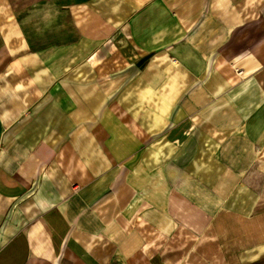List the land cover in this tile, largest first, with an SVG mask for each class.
I'll use <instances>...</instances> for the list:
<instances>
[{"label": "crops", "instance_id": "crops-1", "mask_svg": "<svg viewBox=\"0 0 264 264\" xmlns=\"http://www.w3.org/2000/svg\"><path fill=\"white\" fill-rule=\"evenodd\" d=\"M259 164L264 0H0V264H264Z\"/></svg>", "mask_w": 264, "mask_h": 264}, {"label": "rangeland", "instance_id": "rangeland-1", "mask_svg": "<svg viewBox=\"0 0 264 264\" xmlns=\"http://www.w3.org/2000/svg\"><path fill=\"white\" fill-rule=\"evenodd\" d=\"M264 177V165H257L248 176L249 181L253 184H259ZM175 248H173L174 251Z\"/></svg>", "mask_w": 264, "mask_h": 264}]
</instances>
